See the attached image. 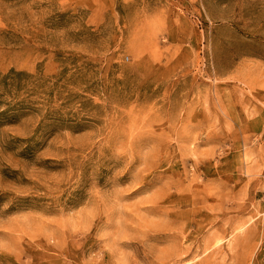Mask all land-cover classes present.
<instances>
[{
  "label": "rangeland",
  "instance_id": "374dc122",
  "mask_svg": "<svg viewBox=\"0 0 264 264\" xmlns=\"http://www.w3.org/2000/svg\"><path fill=\"white\" fill-rule=\"evenodd\" d=\"M0 264H264V0H0Z\"/></svg>",
  "mask_w": 264,
  "mask_h": 264
}]
</instances>
